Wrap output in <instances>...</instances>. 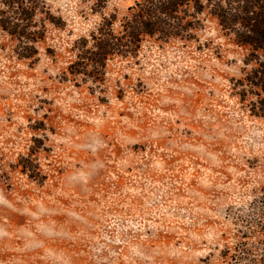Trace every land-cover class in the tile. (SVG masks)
Segmentation results:
<instances>
[{
  "label": "rangeland",
  "instance_id": "374dc122",
  "mask_svg": "<svg viewBox=\"0 0 264 264\" xmlns=\"http://www.w3.org/2000/svg\"><path fill=\"white\" fill-rule=\"evenodd\" d=\"M30 1L29 56L0 28V264H264L250 48L205 6L88 77L79 45L143 0Z\"/></svg>",
  "mask_w": 264,
  "mask_h": 264
},
{
  "label": "trees",
  "instance_id": "16d2710c",
  "mask_svg": "<svg viewBox=\"0 0 264 264\" xmlns=\"http://www.w3.org/2000/svg\"><path fill=\"white\" fill-rule=\"evenodd\" d=\"M32 3L30 0H0V28L23 44L27 56L33 50L31 44L41 39L40 32L33 29L36 28V8ZM205 6L210 8L223 30L234 35L239 44L250 48V61L255 66L247 75V83L258 90L256 113L264 119V0H143L132 8L133 13L124 21L120 35H115L107 23L90 41L83 40L70 68L74 74L98 77L111 57L133 55L141 37L177 36L179 29L190 23L184 22L188 10L199 14ZM22 168L27 170L28 166L23 164Z\"/></svg>",
  "mask_w": 264,
  "mask_h": 264
}]
</instances>
